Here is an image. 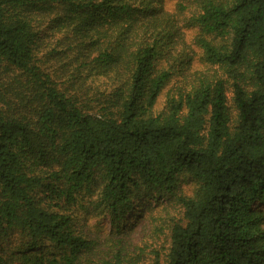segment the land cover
<instances>
[{"label":"trees","instance_id":"1","mask_svg":"<svg viewBox=\"0 0 264 264\" xmlns=\"http://www.w3.org/2000/svg\"><path fill=\"white\" fill-rule=\"evenodd\" d=\"M76 208L108 217V250ZM15 233L0 264H264V0H0Z\"/></svg>","mask_w":264,"mask_h":264},{"label":"rangeland","instance_id":"2","mask_svg":"<svg viewBox=\"0 0 264 264\" xmlns=\"http://www.w3.org/2000/svg\"><path fill=\"white\" fill-rule=\"evenodd\" d=\"M192 37V33L188 34V38ZM182 186L183 190L188 194L190 193V189L192 188V183L189 181H185ZM150 210L146 211L142 215V217L138 216L137 212H133L126 218V221L121 225L122 234L126 233V245L128 246V250L132 252L135 247L142 246L145 242H151V240L156 237L153 236L155 233V228L157 224H153L151 219L153 217H158L159 214L157 212L153 213V217L149 218L151 212ZM145 217L143 218V216ZM75 223L78 227L86 226L87 224L88 231L92 232L93 238H98L99 240H103L101 244V249L108 250L107 240L108 235L111 232H114L110 220L108 217L104 215H99L96 213H88L87 210H81L80 208H76V213L74 214ZM160 241L163 242L164 238L161 236ZM20 237L15 233L11 237H7L5 239H0V248L4 250L7 254L13 252L14 249L19 245Z\"/></svg>","mask_w":264,"mask_h":264}]
</instances>
